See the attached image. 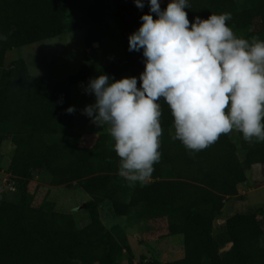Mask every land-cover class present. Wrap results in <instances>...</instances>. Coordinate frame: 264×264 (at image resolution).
Here are the masks:
<instances>
[{
  "label": "trees",
  "instance_id": "trees-1",
  "mask_svg": "<svg viewBox=\"0 0 264 264\" xmlns=\"http://www.w3.org/2000/svg\"><path fill=\"white\" fill-rule=\"evenodd\" d=\"M190 4V21L229 12L238 37L264 40V0ZM148 11L134 0H0V33L8 37L0 40V264H264V206L234 210L246 190L264 188V142L249 144L233 130L191 152L172 139L173 117L161 101V159L146 182L130 185L111 135L76 132L66 112L74 85L99 74L139 77L143 54L128 51V37ZM112 25L121 57L100 65L92 53L64 84L31 75L22 58L4 68L13 49ZM95 42L86 40L88 52ZM38 179L84 192L86 209H61L48 192L37 200ZM128 221L143 231L142 247L181 237L182 247L171 246L180 251L162 259L153 247L137 256Z\"/></svg>",
  "mask_w": 264,
  "mask_h": 264
},
{
  "label": "clouds",
  "instance_id": "clouds-1",
  "mask_svg": "<svg viewBox=\"0 0 264 264\" xmlns=\"http://www.w3.org/2000/svg\"><path fill=\"white\" fill-rule=\"evenodd\" d=\"M161 2L134 0L149 9L128 37V51L143 54L139 77L99 74L85 87L95 102L82 114L109 126L119 175L130 185L146 182L161 159V101L173 117L172 139L191 152L233 130L249 144L264 142V40L238 37L229 12L190 21V0H169L164 9ZM7 38L0 33V40Z\"/></svg>",
  "mask_w": 264,
  "mask_h": 264
},
{
  "label": "rangeland",
  "instance_id": "rangeland-1",
  "mask_svg": "<svg viewBox=\"0 0 264 264\" xmlns=\"http://www.w3.org/2000/svg\"><path fill=\"white\" fill-rule=\"evenodd\" d=\"M114 29V30H113ZM88 38H95L98 47H94L93 50L89 51L86 48V40ZM86 52V53H85ZM94 53V60L97 64L107 65L121 57L122 50L120 48V37L119 32L114 25L106 27L105 30L95 29L80 31L66 35L62 38H56L47 40L39 43H35L29 46H25L18 49H13L7 53L4 63V68L8 69L12 63L20 58L24 59L28 65L30 74L37 77H48L53 81L64 84L66 80L76 75L82 65L86 62V56ZM124 77H130L128 74L124 75L116 80ZM87 83L77 84L71 87L72 106L75 107L76 111L73 113L74 118V129L78 133L83 134H110L109 126L98 127L93 124L89 117L82 114V110L86 105L95 102L94 95L86 94L85 87ZM3 160L0 158V166ZM35 184H40L42 190L37 196V200L46 195L54 199L61 209H71L70 211H80L79 208L84 204L89 196L78 189L65 190L64 188H51L48 183L36 180ZM244 196H248L246 201L242 203H236L234 210L241 211L250 207L264 206V188L259 190H246L243 193ZM227 208V207H226ZM232 213L233 211H229ZM134 223L128 221L126 227H128V240L137 256L139 254L147 253V249H152L154 244H148L142 247L139 244L140 235L143 231L140 229L136 230ZM137 227V226H136ZM183 239L181 237H172L167 239V242H163L161 246L157 245L154 247V252H157L158 256L162 259H166L176 251H180L178 247H171L174 244H179L181 247ZM169 247L166 249L167 246ZM171 247V251L169 248ZM229 248V247H227ZM148 251V252H146ZM182 253V251H181Z\"/></svg>",
  "mask_w": 264,
  "mask_h": 264
},
{
  "label": "water",
  "instance_id": "water-1",
  "mask_svg": "<svg viewBox=\"0 0 264 264\" xmlns=\"http://www.w3.org/2000/svg\"><path fill=\"white\" fill-rule=\"evenodd\" d=\"M93 46L94 47H98V44H93ZM92 53V52H91ZM84 209H86V205L85 204H83L80 208H79V210H84Z\"/></svg>",
  "mask_w": 264,
  "mask_h": 264
}]
</instances>
